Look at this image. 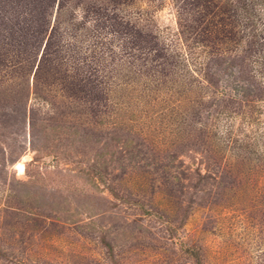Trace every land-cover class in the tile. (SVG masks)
<instances>
[{"label": "rangeland", "instance_id": "1", "mask_svg": "<svg viewBox=\"0 0 264 264\" xmlns=\"http://www.w3.org/2000/svg\"><path fill=\"white\" fill-rule=\"evenodd\" d=\"M0 264H264V0H0Z\"/></svg>", "mask_w": 264, "mask_h": 264}]
</instances>
